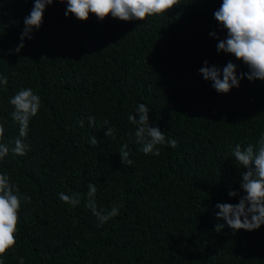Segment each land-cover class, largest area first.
<instances>
[{"label":"trees","instance_id":"1","mask_svg":"<svg viewBox=\"0 0 264 264\" xmlns=\"http://www.w3.org/2000/svg\"><path fill=\"white\" fill-rule=\"evenodd\" d=\"M221 3L179 0L143 21L90 14L81 22L53 0L15 53L34 0H0V76L8 81L0 85V142L11 147L18 137L9 99L31 88L41 100L23 138L27 154L0 160V173L31 198L21 201L16 244L3 264H264V224L233 232L216 218L217 203L243 195L235 147L255 150L264 134V81L244 78L221 94L199 73L204 61L221 69L231 61L238 76L249 71L216 51L227 35L214 19ZM139 104L175 148L141 151L128 119ZM107 127L115 139L104 136ZM124 144L130 166L120 162ZM89 183L97 209L117 206L119 215L100 224L86 207ZM61 192L80 194V203L61 202Z\"/></svg>","mask_w":264,"mask_h":264},{"label":"clouds","instance_id":"2","mask_svg":"<svg viewBox=\"0 0 264 264\" xmlns=\"http://www.w3.org/2000/svg\"><path fill=\"white\" fill-rule=\"evenodd\" d=\"M66 3L64 13L67 18L69 14L83 22L94 15L98 21H103L109 15L120 21H143L146 17L161 15L171 10L179 3V0H60ZM53 0H34V6L30 14L24 19V28L20 36V43L14 49L19 53L24 47V39H31L33 29L38 30L43 22V13L46 6L51 5ZM214 19L226 31L224 39H219L216 45L217 53L230 54L238 61H242L249 69L248 72H241L237 75V66L229 61L222 69L216 65L209 66L204 61L199 69L200 75L206 81H211L217 93L226 94L233 87H239L241 79L249 81H264V0H222L218 10L214 12ZM215 36V33H210ZM222 77V78H221ZM7 77L0 76V85L7 84ZM12 106L11 119L18 125V137L10 147L7 143L0 142V160L11 152L15 156H24L29 150L23 138L28 135L30 120L34 118L40 109L41 100L31 88L20 89L9 99ZM135 112L137 115H129V121L136 125L135 142L142 145L141 151L145 155L159 156L157 146L165 145L175 148L177 141L167 139L164 132L156 126L149 124V108L145 104H139ZM138 117V118H137ZM89 125H95V117H88ZM83 127L84 121H79ZM109 124L103 120L101 126ZM131 135V133H130ZM4 136V127L0 125V138ZM105 137L115 139V129L107 127ZM89 143L98 147L99 142L95 136L91 137ZM128 145L120 148L119 157L121 164L131 165L129 159ZM235 162L245 169L241 173L240 189L243 195L237 191H229V197L240 195L237 204L217 203L218 212L216 218L225 221L227 226L233 230L253 231L264 224V134L258 140V148L254 150L249 145L241 149L237 145L233 151ZM87 204L92 214L97 217L100 224H104L113 217L119 215L117 206L110 210H98L95 203L97 189L94 184L87 185ZM61 202L77 206L80 203V194L66 195L59 194ZM30 203L31 198L21 196L17 185L10 181L7 174L0 173V264H3L2 257L16 244L15 233L19 222V210L21 201ZM223 224L215 226L219 232ZM19 264H24L23 258Z\"/></svg>","mask_w":264,"mask_h":264}]
</instances>
